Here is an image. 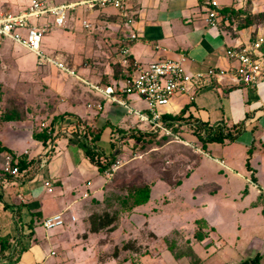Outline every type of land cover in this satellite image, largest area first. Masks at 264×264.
<instances>
[{
    "label": "crops",
    "instance_id": "obj_1",
    "mask_svg": "<svg viewBox=\"0 0 264 264\" xmlns=\"http://www.w3.org/2000/svg\"><path fill=\"white\" fill-rule=\"evenodd\" d=\"M11 1L14 0H0V6H7ZM209 1L129 0L120 13L111 7L83 9L82 20L96 19L101 12L115 13L111 19H98L110 26L106 32L109 44L116 48L117 53L112 56L115 63L100 66L67 63L74 72L70 74L53 64L37 67L36 63H25L21 56H16L19 63L10 66L16 69L13 79L7 83L0 80V84L10 88L13 97L22 83L29 85L30 93L24 117L0 119V264H132L137 254L131 247L122 245L133 237L148 238L145 243L156 245L173 230L192 233L194 221L199 217L170 227L167 221L170 216L159 217L153 207L161 195L171 196L174 192L192 209L202 208L203 219L211 228L207 237L195 242L193 248L197 243L204 249L212 244L210 234L217 223L212 209L214 200L220 199L222 210L232 217L239 211L257 209L264 219V52L259 48L252 51L261 67L255 86L238 83L231 72L205 76L193 79L188 93L175 94L168 104L160 107L163 115L180 117L174 120L185 127L181 138L201 151L189 145L195 154L192 155L194 164L180 177V182L170 186L158 179L151 186L149 200L129 216L121 217L115 229H90L88 217L104 207L102 202L108 187L103 173L86 156L90 142L81 133V127L97 131L99 135L108 133L110 143L115 138L118 148L121 136L137 129L135 115L128 113L124 105L105 99L91 85L113 84L135 71V66L122 63L120 50L125 44L130 63L135 61L137 66L163 58L178 59L183 53L186 55L184 66L190 73L204 72L208 67L231 71L237 62L227 57L226 50L252 46L258 37H264V17H258L264 13V0H215L219 8L241 11L225 16L216 27L206 23ZM247 14L256 16L248 25L237 27L232 22L239 18L245 21ZM91 28L92 24L86 29ZM131 33L136 38L129 41ZM261 46L264 49V41ZM120 98L135 109L146 107L144 100L133 95H120ZM6 99V94L0 95V116ZM225 126L233 132L221 141L202 143L196 135L197 132L212 135L215 129L224 131ZM41 130L50 134L45 141L34 137ZM224 135L227 134L224 132ZM95 141L91 146L107 153ZM6 153L26 164L19 176L2 172ZM189 178L191 182L187 184ZM44 180L52 181L53 192L47 191ZM234 192L240 199L237 204L225 199ZM249 192L251 198L246 196ZM61 211L75 214L76 220L68 219L63 226L52 230L42 227L40 221L44 217ZM221 221L225 222V218ZM261 246L259 241L257 248ZM257 248L260 260L261 252ZM144 256L140 255L138 264H142Z\"/></svg>",
    "mask_w": 264,
    "mask_h": 264
},
{
    "label": "rangeland",
    "instance_id": "obj_2",
    "mask_svg": "<svg viewBox=\"0 0 264 264\" xmlns=\"http://www.w3.org/2000/svg\"><path fill=\"white\" fill-rule=\"evenodd\" d=\"M59 1L64 0H56V2ZM27 3L28 0H14L8 5L6 4L7 6H0V9L8 8L11 12H16V9L24 8ZM117 12L120 13L121 11ZM82 13L83 8H76L72 11L70 20L67 21L65 27L51 30L44 35L42 42L45 49L44 53L49 57L60 60L66 66L76 65V63H93L98 66L103 63H115L112 56L117 53L116 48L114 49V44H109L108 32H106L110 29V26L107 23L101 24L100 20H98L105 17L111 19L115 13L101 12L96 19L88 18L87 21L92 24V28L89 30L80 23ZM242 22H244V18L237 20L238 24ZM16 56H21L25 63H31V65L36 63L37 67L44 65L37 64L36 56L21 48L19 44L9 38L0 37V80L4 83L13 79L12 75L16 69L10 66L12 63L14 65L19 63L17 62L18 59L16 60ZM5 66L7 69L4 70ZM20 86L21 88L16 96V107L19 111L25 112L30 88L27 83H22ZM9 101H12V99L10 98ZM7 103L10 102L7 101ZM121 137L120 148H118L119 150L117 149L118 152L116 154V159L121 161V166L110 179L105 177L108 187L106 194H125L129 188L144 183H153L152 185H154L158 182V179L165 181L170 186H174L180 177L187 173L194 164L192 155L195 154H193L192 148L183 142L177 143V141L162 139L159 135L156 136L153 143H136L133 138H128L126 135ZM95 142L107 153L112 149V143H110L109 135L106 132L100 134ZM189 182H191L190 178L187 179V184ZM155 191H157L156 194L160 195L158 190ZM246 196L251 198L250 192ZM225 199L234 204L240 202L236 192ZM220 201V199L214 200L212 204L213 214L216 216L215 220L217 222L214 231L210 234L209 240L212 244L207 249H204L201 244L197 243L193 248L200 264H243L242 262L245 259L253 258L256 255L255 248L259 246V241H261L263 246L257 248L261 252L258 264H264V219L260 218L259 210L239 211L235 217H232L222 210ZM154 203L156 204L152 202L153 207L159 213V217L166 218L170 216V219L167 220L170 227L177 226L179 223L183 224L191 217L203 219L202 208L192 209V206H189L188 203L185 204L179 200L177 192L172 193L171 196L161 195L159 200ZM64 217L65 221H67L69 214L65 213ZM221 218H225V222H222ZM162 227L163 229L165 228L164 225ZM174 237L177 238L178 245L182 247L185 245L187 237H191V232L187 234L179 232ZM149 240L145 237H133L130 241H126L127 244L122 245V247L129 246L133 250L137 249L140 252L134 255L132 264L140 262V255H145L142 259V264H191L187 257H185V261L173 258L174 256L166 249L165 244L161 240L156 245L145 243Z\"/></svg>",
    "mask_w": 264,
    "mask_h": 264
},
{
    "label": "built area",
    "instance_id": "obj_3",
    "mask_svg": "<svg viewBox=\"0 0 264 264\" xmlns=\"http://www.w3.org/2000/svg\"><path fill=\"white\" fill-rule=\"evenodd\" d=\"M128 2L129 0H66L61 3H52L48 0H28L26 6L16 12L0 10V37L9 38L35 53L38 64L48 62L67 73L74 74L63 62L49 57L42 51L41 42L44 35L51 29L65 27L70 12L76 8L101 9L111 7L123 12ZM221 17L220 8L216 1L210 0L205 17L207 25L216 27ZM81 24L84 28L91 27L90 22L87 20H82ZM135 38L136 34L131 33L127 39L130 41ZM263 41L264 37L260 36L252 46L228 48L226 50L227 57L237 62V66L231 71L219 67H208L206 71L196 73H190L186 70L184 66L186 55L183 53L180 54L178 59L163 58L149 62L146 66H137L135 61L130 63L128 47L125 44L120 50L123 55L122 63L135 66V71L113 84L104 86L92 84L91 87L105 99L124 105L128 113L135 115L137 129L157 135L170 136L171 141L191 145V143L183 140L179 133L173 131L172 127L179 124L174 119L165 118L160 107L168 104L173 95L188 93L192 80L201 79L205 76L214 77L231 72L238 83L255 86L260 79L261 67L253 57L252 51L259 49ZM120 95H133L144 100L146 103L145 109L139 110L129 106L120 98ZM97 107L99 108L100 105H97ZM191 146L193 147V145ZM193 148L200 151L199 148ZM18 163V158L6 153L2 164V172L14 177L19 176L21 170ZM120 166L121 161L116 159L104 170L103 175L110 179ZM43 185L48 192H53L54 187L51 180H44ZM65 213L66 211H61L44 217L40 223L46 230L56 229L65 224ZM69 219L75 221L76 215L69 213Z\"/></svg>",
    "mask_w": 264,
    "mask_h": 264
},
{
    "label": "trees",
    "instance_id": "obj_4",
    "mask_svg": "<svg viewBox=\"0 0 264 264\" xmlns=\"http://www.w3.org/2000/svg\"><path fill=\"white\" fill-rule=\"evenodd\" d=\"M233 10L234 9L232 8L231 9L220 8V13L222 17L218 21V23H220L221 21H224L225 16H229V15L231 16V13L233 12L235 13V15L241 12L238 10H234V11ZM71 14L72 12L69 14L68 21L70 20ZM253 17H256V16L247 14L245 17L246 20L244 22L238 24L237 20L239 19L233 20L232 22L233 23L235 22L237 27H244L248 25L249 23H251L253 19H255ZM258 17L263 18L264 13H260ZM43 38H42V42H43ZM42 42H41V48L44 52L45 49L42 45ZM260 48L264 52L263 47L260 46ZM1 94H6L7 96H9L7 101L11 97L12 101L9 104L6 103V107L2 109L0 119L5 120V121L17 120L25 116L24 111L21 112L16 107V96L18 95L17 93H16V96L13 97L12 90L0 84V95ZM163 116L165 118H171V119H176V120L180 119V117L170 116L166 114H164ZM183 128H185L183 127V125L172 127L173 131L179 134L184 132ZM224 128H225L224 131L221 130V128L215 129L212 135L211 134L203 135L201 132L196 133L195 131H193L192 133H196L197 137L202 141V143H205L206 141H213V140L221 141L225 136L230 137L229 134L233 132V130H231V128L227 126H225ZM80 131L81 133L86 135V137L88 138V141L90 142V146L87 147V150H86V156L88 157L90 162L97 167L99 172L103 173L104 170L107 169L116 160V154L119 150L116 139L113 138L111 142L112 143L111 151L109 153H104L100 149H96L95 147L91 146L92 143H94V141L99 137V132L97 131L94 132V130H91L90 128H86L83 126L81 127ZM75 132L76 130L74 131V133ZM224 132L227 135H224ZM49 135L50 134H47L46 131L44 130L34 133V137L41 138L44 141L49 138ZM156 136L157 134L155 133H152L149 131H141L139 129L132 130L128 134H126V137L133 138L136 141V143L138 142L153 143ZM159 137L162 139L172 140L170 136L159 135ZM18 165L20 169L26 166V164L23 161H19ZM179 182H180V179L177 181L176 184H178ZM152 184L153 183H149V184L144 183L142 185L129 188V190L125 194H120V195L106 194L103 199L104 207L101 209V211L96 210L92 212L88 217L90 221V229L92 231H98V230L110 231V230L115 229L121 217L129 216L131 213H133L134 209L137 206L142 205L149 200ZM209 230H211V228L207 226L204 219L199 218L194 221V228L191 233V237H187L185 241V245H183L182 247L178 245L177 238L174 237L175 234L179 233L177 230H173L170 234L163 236L162 241L165 244L166 249L174 256V258L179 259L182 257H187L191 264H200L199 258L196 255L195 251L193 250L192 245L195 242H200L204 240L207 237ZM3 241L5 242V240ZM6 246H8L7 241H6ZM126 247H129V246H126ZM21 248L24 249L25 246ZM131 250L136 252V254L140 253L137 251V249L133 250V248H131ZM259 256L260 255L258 254V255H255L253 258H247L242 263L243 264H258ZM134 264H137V263H134Z\"/></svg>",
    "mask_w": 264,
    "mask_h": 264
}]
</instances>
